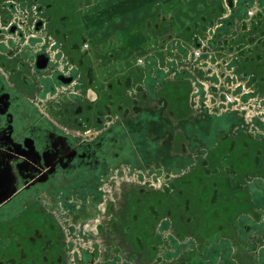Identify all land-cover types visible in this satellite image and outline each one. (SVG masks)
I'll list each match as a JSON object with an SVG mask.
<instances>
[{
    "label": "rangeland",
    "instance_id": "1",
    "mask_svg": "<svg viewBox=\"0 0 264 264\" xmlns=\"http://www.w3.org/2000/svg\"><path fill=\"white\" fill-rule=\"evenodd\" d=\"M92 1L62 0L76 88L48 94L41 71L18 84L72 140L111 130L119 157L0 208V264H264V0H219L188 32L143 50L109 29L89 34ZM17 5L0 0L3 11ZM16 14L0 16L3 32H32L38 19ZM61 191L94 196L96 215L74 226L81 211L60 207Z\"/></svg>",
    "mask_w": 264,
    "mask_h": 264
},
{
    "label": "flooded vegetation",
    "instance_id": "2",
    "mask_svg": "<svg viewBox=\"0 0 264 264\" xmlns=\"http://www.w3.org/2000/svg\"><path fill=\"white\" fill-rule=\"evenodd\" d=\"M12 1L18 3L17 11L14 13L10 6L6 11L0 7V16L18 15L20 10L25 17L36 18L38 22L33 24L32 32L14 25L3 32L0 26V208L13 205L20 194L33 192L46 196V184L55 180L71 184L75 180L70 178H91L116 161L121 151L115 138L106 137L111 130L94 142L70 139L38 112L28 93L21 92L19 82L28 75L34 77L38 71L44 75L39 84L48 94L56 84L73 91L78 81V65L74 45L69 43L68 48H63L62 0ZM35 44L39 47L30 54ZM36 78L38 81L39 77ZM99 190L100 198L108 193ZM58 198L60 207L69 202L81 211L78 216H70L74 226H84L97 213L94 196L82 202L78 196L61 191Z\"/></svg>",
    "mask_w": 264,
    "mask_h": 264
},
{
    "label": "crops",
    "instance_id": "3",
    "mask_svg": "<svg viewBox=\"0 0 264 264\" xmlns=\"http://www.w3.org/2000/svg\"><path fill=\"white\" fill-rule=\"evenodd\" d=\"M218 4L219 0H93L88 31L95 35L109 29V34L127 36V50H143L188 32Z\"/></svg>",
    "mask_w": 264,
    "mask_h": 264
}]
</instances>
